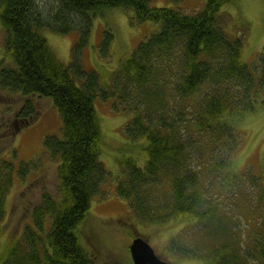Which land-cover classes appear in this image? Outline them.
I'll list each match as a JSON object with an SVG mask.
<instances>
[{
	"label": "trees",
	"instance_id": "1",
	"mask_svg": "<svg viewBox=\"0 0 264 264\" xmlns=\"http://www.w3.org/2000/svg\"><path fill=\"white\" fill-rule=\"evenodd\" d=\"M150 1L0 0V90L25 99L21 117L26 120L35 112L36 97L49 99L61 121L58 136L43 140V153L56 162L59 196L50 199L43 192L31 222L2 247L0 227V264H92L80 244V227L108 177L100 161L94 103L100 97L130 117L124 133L132 146L118 160L123 179L115 191L133 216L146 225H168L151 234L181 225L168 248L183 258L201 264H264V228L256 233L262 239L254 241L255 248H248L254 258L243 254L233 238L229 245L214 239L215 233L225 238L231 228L221 227L226 217L211 202L214 190L208 187L218 175L223 177L218 191L225 187L222 181L236 177L232 158L242 141L233 122L263 103L264 47L257 62L243 61V40L230 33L220 14L237 0H206L192 14L153 7ZM112 9L127 13L133 24L152 22L156 28L105 85L79 60L94 20ZM46 32L76 34L69 63L51 50ZM9 149L15 158L16 150ZM29 166L22 162L17 169L10 158L0 159V225L14 179ZM248 173L243 180L264 196V178ZM250 208L254 221L257 213Z\"/></svg>",
	"mask_w": 264,
	"mask_h": 264
},
{
	"label": "rangeland",
	"instance_id": "2",
	"mask_svg": "<svg viewBox=\"0 0 264 264\" xmlns=\"http://www.w3.org/2000/svg\"><path fill=\"white\" fill-rule=\"evenodd\" d=\"M205 2L206 0H181L178 3L151 0L150 5L192 14L202 9ZM220 14L226 26L229 25L230 33L243 40V61L249 64L257 62L264 47V0H237L235 5L223 6ZM131 22L128 14L119 9L105 12L103 17L94 20L89 39L80 50L79 61L83 69L96 71L105 85L111 83L110 80L120 64L131 56L139 42L156 28L152 22L137 25ZM44 36L58 59L65 64L69 63L72 48L78 42L76 34L59 35L46 32ZM1 43L2 34L0 54L3 49ZM262 98L263 103L253 113L233 122L237 130L235 135L242 141L238 153L232 158L235 159L236 177L233 181H230L232 178L222 181L225 187L220 191L217 184L221 182L222 176L218 175L208 184L214 190L211 202L217 204L222 215L226 217L221 227L226 225L231 228L226 232L228 234L225 238H222L221 233H215L213 236L217 238L214 239L224 240L223 245H229V240L233 238L239 243L243 254L247 251L249 257L253 256L248 248L254 249V241L264 238L256 235L264 228V196L260 197L257 193L259 189L250 180H243V173L247 172L248 175L264 178V97ZM96 100L94 103L101 135L100 161L107 170L108 177L101 187V194L94 196L86 214V221L80 227V244L88 253L90 261L92 264H133L128 247L134 238L143 237L162 261L171 259L170 264H201V261L183 258L169 250V243L179 234L181 225L175 230L161 227L163 229L158 234H151L150 231L157 226L168 225L142 223L133 216L126 202L116 196L115 185L123 179L118 160L122 155L126 157L132 146L124 133L130 117L115 112L111 100L105 101L101 97ZM24 101L19 95L3 93L0 90V159L10 158L17 169L22 162L30 163L29 172L21 179H14L8 195L6 216L0 225L2 234L4 233L1 247L7 241H15L22 233L24 225L31 222L33 210L41 206L43 200L40 197L43 192L50 199L59 196L56 189V162L43 153V140L45 137L58 136L61 129L60 117L49 99L35 97V112L26 120V117H21L25 109ZM9 148L16 150L15 158L10 156ZM249 207L254 208L257 213L253 216L254 221L248 215ZM216 227L217 224L214 225Z\"/></svg>",
	"mask_w": 264,
	"mask_h": 264
},
{
	"label": "water",
	"instance_id": "3",
	"mask_svg": "<svg viewBox=\"0 0 264 264\" xmlns=\"http://www.w3.org/2000/svg\"><path fill=\"white\" fill-rule=\"evenodd\" d=\"M128 248L133 264H168L161 261L148 242L141 238L133 240Z\"/></svg>",
	"mask_w": 264,
	"mask_h": 264
}]
</instances>
